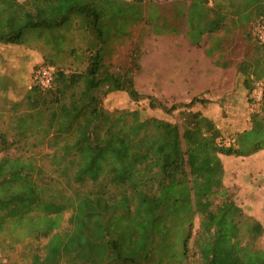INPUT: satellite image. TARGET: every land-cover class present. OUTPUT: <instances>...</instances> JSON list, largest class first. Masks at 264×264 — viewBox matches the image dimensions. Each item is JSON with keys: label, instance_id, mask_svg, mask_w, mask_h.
Returning <instances> with one entry per match:
<instances>
[{"label": "trees", "instance_id": "16d2710c", "mask_svg": "<svg viewBox=\"0 0 264 264\" xmlns=\"http://www.w3.org/2000/svg\"><path fill=\"white\" fill-rule=\"evenodd\" d=\"M187 1L0 0V47L47 49L0 125V264H264L263 225L223 198L221 159L264 150V91L228 136L218 114L194 109L207 99L162 106L179 109L175 122L103 104L125 91L160 108L136 84L147 31L199 47L222 30L253 36L264 15V0ZM237 71L249 95L264 81V45Z\"/></svg>", "mask_w": 264, "mask_h": 264}, {"label": "rangeland", "instance_id": "374dc122", "mask_svg": "<svg viewBox=\"0 0 264 264\" xmlns=\"http://www.w3.org/2000/svg\"><path fill=\"white\" fill-rule=\"evenodd\" d=\"M28 2L30 0H21ZM161 8H166L168 4H173L176 0H155ZM180 2L182 10L188 8L187 0H177ZM38 16H40L38 14ZM237 29L234 33L237 44L234 47V55L238 61H243L246 56L254 54L253 36ZM257 43V42H256ZM41 41L36 46H41ZM15 46V45H11ZM190 51V58L184 55V52ZM50 51V50H49ZM199 51L200 47L191 46L184 32L174 36L170 34L156 35L147 31L146 38L142 44L141 64L142 69L136 75V84L139 91L144 96H151L155 99V104L159 109H151L149 99L143 98L139 101L132 100L125 91L111 92L103 98L105 108L109 110H139L144 117H157L163 120L175 122L179 118L178 110L169 114L162 110L164 106L171 107L177 105L178 108L184 104L191 102L197 97L198 99H207L206 104L196 102L193 107L195 110L219 115V127L225 136L233 134L235 131V123H237L236 115L238 109L243 111V124L240 129L246 127L248 118L253 111L260 110L262 101L250 102L249 95L245 90L238 91L240 99L245 105L239 107H220V102L211 99L213 91L203 90L199 79ZM51 53V51H50ZM47 49H30L23 45L16 47H0V125L6 126L12 114L11 103L19 101L31 86L32 73L44 61V55ZM125 60L128 57L127 48L124 47L119 56ZM191 63V64H188ZM243 78V76L240 75ZM211 99V100H209ZM211 104V105H208ZM163 106V107H162ZM234 121H231V120ZM241 122V121H240ZM228 140V139H227ZM224 168L223 180V198L234 201L239 208L247 214L246 202L250 198L247 192L250 176L239 174V169H245L249 165L247 156H221ZM252 163V162H250ZM220 200H223L220 198ZM261 245V243H260ZM19 252L15 253L18 258ZM197 264V263H196Z\"/></svg>", "mask_w": 264, "mask_h": 264}, {"label": "crops", "instance_id": "0c3cea01", "mask_svg": "<svg viewBox=\"0 0 264 264\" xmlns=\"http://www.w3.org/2000/svg\"><path fill=\"white\" fill-rule=\"evenodd\" d=\"M235 31L233 30L229 33L224 30L219 31L214 35L213 39L205 36L199 46L198 58L201 88L213 91L211 99L214 101L223 99L231 106L245 105L241 99L234 95V91L247 90L244 81L241 80L240 73L237 71L238 64L242 61H238V58L234 55V47L237 44L233 33ZM253 38L255 40L253 49L255 50L258 48V43H256L254 29ZM184 55L186 62L188 61L187 58L191 60L189 50L185 51ZM256 82H253L254 85L252 84V90L249 94L251 103H254L252 93ZM262 82L264 83V81ZM259 105L261 107L262 103H258ZM247 158L250 159L249 165L245 169H237L239 174L251 175L249 181H247L249 188L247 192L250 198L246 202V211L248 215L262 223L264 228V150L249 155Z\"/></svg>", "mask_w": 264, "mask_h": 264}, {"label": "built area", "instance_id": "2783aa9c", "mask_svg": "<svg viewBox=\"0 0 264 264\" xmlns=\"http://www.w3.org/2000/svg\"><path fill=\"white\" fill-rule=\"evenodd\" d=\"M254 35L257 42L264 45V15L259 19L256 27L254 28ZM53 81V73L50 69H43L40 71L37 83L41 86H48ZM264 83L262 81H257L253 90V98L255 101H261L263 98Z\"/></svg>", "mask_w": 264, "mask_h": 264}]
</instances>
